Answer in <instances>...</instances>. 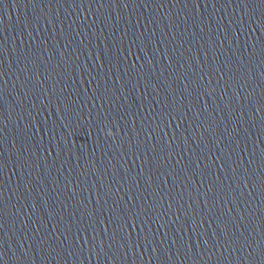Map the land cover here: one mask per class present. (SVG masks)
Returning a JSON list of instances; mask_svg holds the SVG:
<instances>
[{
  "label": "clouds",
  "instance_id": "1",
  "mask_svg": "<svg viewBox=\"0 0 264 264\" xmlns=\"http://www.w3.org/2000/svg\"><path fill=\"white\" fill-rule=\"evenodd\" d=\"M109 134H111V133H109Z\"/></svg>",
  "mask_w": 264,
  "mask_h": 264
}]
</instances>
